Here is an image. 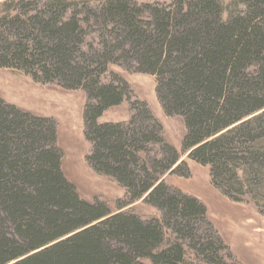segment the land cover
I'll return each mask as SVG.
<instances>
[{
  "label": "trees",
  "instance_id": "1",
  "mask_svg": "<svg viewBox=\"0 0 264 264\" xmlns=\"http://www.w3.org/2000/svg\"><path fill=\"white\" fill-rule=\"evenodd\" d=\"M3 7L0 67L85 92L86 161L123 195L115 210L82 198L62 170L55 121L0 97V264H228L226 246L197 226L205 206L164 178L189 168L146 105L134 102L127 122L99 120L130 95L118 74L104 76L120 60L153 75L164 112L182 118V151L242 200L264 179V0H233L225 17L221 0ZM148 141L161 144L153 156ZM139 200L160 216L136 215Z\"/></svg>",
  "mask_w": 264,
  "mask_h": 264
},
{
  "label": "rangeland",
  "instance_id": "2",
  "mask_svg": "<svg viewBox=\"0 0 264 264\" xmlns=\"http://www.w3.org/2000/svg\"><path fill=\"white\" fill-rule=\"evenodd\" d=\"M7 1L11 0H0V17L3 4ZM68 1L77 4L80 9L83 4L97 7L105 0ZM136 1L153 3L169 0ZM232 1L221 0L225 7L223 17ZM108 70L104 79H108L111 72L118 74L127 82L130 95L119 105L106 109L99 120L127 122L133 114L132 104L143 102L154 119L150 124L154 121L160 124L158 136L177 149L181 160L188 165L187 174L180 170L172 175L166 174L164 178L169 185L195 197L205 206L206 217L197 225L202 233L206 234L208 230L212 239L226 246L228 264H264V179L250 181V193L247 192L242 200L229 198L211 183L209 167L189 159L187 153L182 151L181 142L185 133L182 118L164 112L156 95L155 77L131 69L122 60L109 65ZM0 97L22 111L52 118L56 123V143L61 152V167L66 177L76 186L82 198L88 201L103 200L115 210L116 200L123 195L122 188L111 177L96 173L86 161L90 144L84 136L83 109L87 98L82 89H69L59 83L37 82L22 71L0 67ZM260 140L258 143L263 144L264 140ZM159 146L160 143L148 141L144 145V152L153 156ZM130 208L142 219L161 214L144 200L135 202Z\"/></svg>",
  "mask_w": 264,
  "mask_h": 264
},
{
  "label": "bare ground",
  "instance_id": "3",
  "mask_svg": "<svg viewBox=\"0 0 264 264\" xmlns=\"http://www.w3.org/2000/svg\"><path fill=\"white\" fill-rule=\"evenodd\" d=\"M25 101H27V99ZM28 101H30V100L28 99Z\"/></svg>",
  "mask_w": 264,
  "mask_h": 264
}]
</instances>
